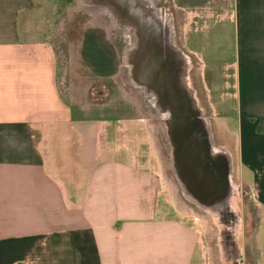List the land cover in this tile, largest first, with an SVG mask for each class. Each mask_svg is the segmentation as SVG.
Returning <instances> with one entry per match:
<instances>
[{
	"label": "crops",
	"instance_id": "crops-1",
	"mask_svg": "<svg viewBox=\"0 0 264 264\" xmlns=\"http://www.w3.org/2000/svg\"><path fill=\"white\" fill-rule=\"evenodd\" d=\"M229 8L203 49L214 70L206 73L201 57L202 80L209 93L226 85L242 108L238 164L259 210L262 264L264 0H231ZM33 10L35 0H0V264H193L198 253L204 263L183 200L153 178V121L117 131L70 106L52 44L24 37L21 17ZM225 49L232 62L219 72ZM219 99L223 116L238 117L235 104Z\"/></svg>",
	"mask_w": 264,
	"mask_h": 264
},
{
	"label": "rangeland",
	"instance_id": "rangeland-1",
	"mask_svg": "<svg viewBox=\"0 0 264 264\" xmlns=\"http://www.w3.org/2000/svg\"><path fill=\"white\" fill-rule=\"evenodd\" d=\"M160 1L162 6L166 7L162 9L164 15L171 18L175 45L183 52L189 65L188 83L195 91L198 105L213 136L215 148L230 157L231 214L204 209L181 193L171 169L170 152L160 118L152 115L142 94L132 84L126 83L124 75L119 72L122 65L120 51L123 45L121 40H118V31L111 30L113 25L108 21V16L103 13L92 14L84 0H35V10L21 17L22 31H26L27 35L24 37L28 40H43L52 44L57 57L56 73L60 92L74 109L84 108L91 118H101L108 122L109 129L117 131H126L133 121L144 124L146 120L153 121L150 122L154 125V134L151 132L152 146L160 165L158 170L157 164L153 178H156L157 185L160 184L159 179L162 183L166 182L170 188V192L167 191L169 195L171 193L172 197L176 194L180 196L183 202L180 201L179 204H185L180 209L182 216L198 230L204 250V263H201L198 253L193 264H244L247 259L252 260H248L247 264H259L260 252L255 245V235L261 229V224L258 228L259 210L248 186L244 184L238 164L242 148L239 143V137L242 135V108L238 105L239 102L229 99H232V92L226 89V85L221 89L219 86L222 85L218 84V90L209 93L205 90L202 80L201 57H206V73L214 70L213 63L210 65L208 60L207 51L203 49L211 39L212 30L219 28L223 25L221 23L227 22L231 17V0ZM88 33L91 34L92 41L98 40L101 45L104 57L100 56L98 65L104 61L115 69L113 75L99 76L93 69L94 61L97 60L90 50L84 48L85 36ZM125 47L126 44L124 49ZM229 62H232V59H229L225 49L219 58V72L224 64ZM209 78L211 80L212 77ZM208 83L213 84L211 81ZM219 98L235 104L238 117H233L234 113L231 116H223L228 106L216 105V102L220 103ZM149 130L151 131V128ZM161 171L164 172L163 175ZM225 242H229V246H226ZM262 253L264 254V251Z\"/></svg>",
	"mask_w": 264,
	"mask_h": 264
},
{
	"label": "water",
	"instance_id": "water-1",
	"mask_svg": "<svg viewBox=\"0 0 264 264\" xmlns=\"http://www.w3.org/2000/svg\"><path fill=\"white\" fill-rule=\"evenodd\" d=\"M84 2L92 14L109 17L112 31L116 29L129 39L120 55L119 72L142 94L152 115L160 118L181 193L204 209H229L232 163L227 154L215 148L195 91L188 83L186 57L175 45L171 18L153 0ZM176 55L185 67L181 91L173 85L169 70Z\"/></svg>",
	"mask_w": 264,
	"mask_h": 264
},
{
	"label": "flooded vegetation",
	"instance_id": "flooded-vegetation-1",
	"mask_svg": "<svg viewBox=\"0 0 264 264\" xmlns=\"http://www.w3.org/2000/svg\"><path fill=\"white\" fill-rule=\"evenodd\" d=\"M155 3H156V5L159 7V8H161V9H166V7H163L162 6V3H160L161 1L160 0H153ZM87 7H89V5L87 4L86 5ZM107 19H108V17H106ZM108 21H109V19H108ZM117 36V35H116ZM118 37H120V39L118 38V40H121L120 42L122 43V45H123V48H122V46H121V51H120V55L123 53V51H124V46H125V44L127 45V44H129L128 42H129V39L128 38H125V37H121L119 34H118ZM120 43V44H121ZM181 58H180V56H178V55H176V58H175V63H174V65H172L170 68H169V70H170V73H171V79H172V82H173V85L179 90V91H181V90H183L182 89V86H183V84H184V71H185V67L184 66H182L181 65ZM120 67H122V66H120ZM120 67H119V71H120ZM189 67V65L187 64V68ZM187 91V90H186ZM189 91V90H188ZM188 93V92H187ZM231 189H232V186H231V184L229 185V187H228V194L229 195H231L232 194V191H231ZM229 206V205H228ZM218 212V211H217ZM231 211L227 208V206H223L222 207V209H220V213H224V214H229ZM227 222V221H226ZM227 243V244H226ZM229 242H225V245L226 246H229ZM246 259V258H245ZM245 259H244V261L243 262H245ZM248 260L249 259H247L246 260V263H244V264H247L248 263ZM249 261H252V260H249ZM237 263H239V261L237 262Z\"/></svg>",
	"mask_w": 264,
	"mask_h": 264
},
{
	"label": "trees",
	"instance_id": "trees-1",
	"mask_svg": "<svg viewBox=\"0 0 264 264\" xmlns=\"http://www.w3.org/2000/svg\"><path fill=\"white\" fill-rule=\"evenodd\" d=\"M90 36H91L90 33H88L85 36L84 48H85V50H90L92 53L91 55H93L95 57V59L97 60V61H94L95 65H93V69L95 70V72L99 76L107 77V76L113 75L115 72V69L111 68L110 65H108L107 63H104V61H102L101 65H98L99 63H97V62L100 60V56L104 57L102 52H101V45H99L98 40L92 41ZM109 64H110V62H109Z\"/></svg>",
	"mask_w": 264,
	"mask_h": 264
},
{
	"label": "bare ground",
	"instance_id": "bare-ground-1",
	"mask_svg": "<svg viewBox=\"0 0 264 264\" xmlns=\"http://www.w3.org/2000/svg\"><path fill=\"white\" fill-rule=\"evenodd\" d=\"M89 10V9H88ZM94 14V13H93Z\"/></svg>",
	"mask_w": 264,
	"mask_h": 264
}]
</instances>
